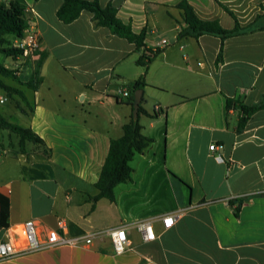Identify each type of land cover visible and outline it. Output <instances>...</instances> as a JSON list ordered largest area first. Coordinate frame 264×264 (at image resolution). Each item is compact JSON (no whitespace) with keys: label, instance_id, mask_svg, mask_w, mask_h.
<instances>
[{"label":"crops","instance_id":"crops-1","mask_svg":"<svg viewBox=\"0 0 264 264\" xmlns=\"http://www.w3.org/2000/svg\"><path fill=\"white\" fill-rule=\"evenodd\" d=\"M12 1L24 5L41 50L26 59L7 57L9 64H2L27 83L33 75L28 60L42 57L41 82L30 88L0 79L24 95L0 94V104L7 103L0 114L32 129L50 155L32 143L21 153L18 139L9 143L11 149L0 150V219L1 197L9 203L0 240L8 228L31 220L44 234L63 219L69 236L76 237L181 214L169 229L154 219L157 238L150 242L128 227L132 249L121 255L102 234L90 245L47 248L0 264H264V110L238 130L240 106L255 104L264 95V30L224 42L211 35L179 38L185 24L176 5L183 0H98L102 7L116 8L135 33L145 31V47L160 53L147 68L139 114L142 133L152 142L131 160L132 180L115 187V201L103 198L93 207L110 141L122 136L132 113L129 99L120 98L118 91L131 92L144 73L137 64L144 49L97 26L89 11L62 22L57 11L63 0L0 4ZM186 1L200 19H217L225 29H233L235 21L220 3L243 27L264 5V0ZM226 16L232 25L224 26ZM15 38L6 36L12 43ZM163 40L169 45L162 46ZM221 46L222 62L216 65ZM148 99L154 103L152 111L144 107ZM227 100L233 101L230 109ZM115 104L121 112L109 118L106 110ZM156 110L162 113L154 116ZM213 144L218 149L211 150ZM218 154L224 162L216 159Z\"/></svg>","mask_w":264,"mask_h":264},{"label":"trees","instance_id":"trees-1","mask_svg":"<svg viewBox=\"0 0 264 264\" xmlns=\"http://www.w3.org/2000/svg\"><path fill=\"white\" fill-rule=\"evenodd\" d=\"M220 5L235 21L233 29H225L217 19H200L196 15L193 7L186 0L178 3L176 7L181 10L183 23L185 24V27L179 31L178 37L182 38L189 36L192 38H199L203 35H211L219 37L222 42H224V40L231 37L264 30V5H260L262 13L258 14L254 21L244 27L240 25L237 17L231 10L221 3ZM24 10V5L20 1H12L9 5L0 4V52L6 57L15 58L21 52L20 50L12 48L11 45L8 48H4L1 45L8 43V40L6 39L7 35H13L15 37H21L23 35L28 26ZM82 11H89L93 13L95 24L97 26L107 27L114 35L125 38L129 42L134 43L137 49H144V54L137 60V64L144 67V73L132 84L130 96L128 98V104L132 109L130 120L123 126L122 136L111 139L110 141L108 156L101 170L100 177L96 182L98 194L91 199L94 207V204L103 198L109 200L110 202L115 201V187L119 184L127 183L132 180L133 169L130 166L131 160L136 154L142 153L152 142L151 139L143 135L142 126L139 123V114L143 112V108L141 106L143 97L139 107L137 119H134L133 117V101L134 92L139 89L143 90L144 87L147 86L145 81L147 68L154 58L160 53V50L153 52L152 50L147 49L144 43L145 31L135 33L130 24L124 23L117 16L116 8L111 5L102 7L98 0H63L62 5L57 11V17L62 22L68 24L76 20ZM144 59L147 61L144 62ZM41 62L42 57L37 61L35 71L27 83L21 81L15 74L14 70L7 68L2 63H0V75L3 77L13 78L20 85L36 88L41 82V78L39 77ZM220 62H222V46L216 59V65ZM0 89L7 92L12 90V87L6 85L2 80H0ZM7 93L10 94L11 92ZM16 93H18L17 95L24 97L20 90ZM232 107L233 101L227 100V109ZM240 110L241 116L239 118L238 130H242L245 127L249 118L253 114L260 110H264V95L261 100L255 104L241 105ZM160 113H162L160 110H156L154 116L160 115ZM0 129L8 130L18 136L17 147L19 152H26L27 143H32L33 145L42 148L44 155H50V150L45 146L43 139H41L32 129L10 123L1 114ZM234 202L235 201H231L230 204H234ZM8 217L9 203L1 197L0 224L2 226L7 227Z\"/></svg>","mask_w":264,"mask_h":264},{"label":"built area","instance_id":"built-area-1","mask_svg":"<svg viewBox=\"0 0 264 264\" xmlns=\"http://www.w3.org/2000/svg\"><path fill=\"white\" fill-rule=\"evenodd\" d=\"M26 21L28 26L23 35L21 37H16L11 44L12 48L21 51L20 54L16 56L17 59H26L30 56L35 57L41 50L40 37L34 23L27 17ZM160 44L165 47L169 45V42L163 40ZM118 96L120 98H129L130 92L126 89H120L118 91ZM1 102L4 101L1 99ZM210 149L216 150L218 147L213 144L210 145ZM216 159L219 162H224L223 157L219 154L216 155ZM180 214L181 212L177 211L154 218L139 219L130 223H125L119 227L110 228L101 232H91L76 237L69 236V225L63 219L58 221V226L56 228L50 229L44 234L39 231L38 225L34 221H27L19 228L7 229L5 237L0 240V260L62 245H90L95 237L102 234H106L110 237L115 253L121 255L132 249L127 236L128 227H135L138 232L141 233L144 241L150 242L157 238L154 228V219H160L163 227L169 229L174 225Z\"/></svg>","mask_w":264,"mask_h":264},{"label":"rangeland","instance_id":"rangeland-1","mask_svg":"<svg viewBox=\"0 0 264 264\" xmlns=\"http://www.w3.org/2000/svg\"><path fill=\"white\" fill-rule=\"evenodd\" d=\"M254 6H257L256 4H254ZM260 7V5H258ZM261 9V8H260ZM222 22L224 24V26H229V25H232L233 24V20L232 18H229L228 16H226L225 18L222 19ZM166 36H169V34L167 33ZM12 44V41L8 40V43L6 44H3L1 45L2 47L4 48H8L10 45ZM30 63H32V68H31V74L34 73L35 71V68H36V61H32L31 59L28 60ZM0 62L1 63H7L9 64V59L3 54L0 52ZM17 77L20 79L21 77H19L17 75ZM32 77V76H31ZM0 79H2L5 83L7 84H12L15 80L13 78H8V77H3L0 75ZM16 82V81H15ZM19 84V83H18ZM12 87V86H10ZM17 89V90H16ZM19 91V88H16V87H12V90H9L7 92H11L10 94H6L3 90L0 89V94L2 95H6L7 97L11 96L12 94H15L16 92ZM18 94V93H16ZM12 97V96H11ZM113 102L116 103V100L115 98L113 99ZM147 102V103H146ZM145 104H144V107L147 109V110H150L152 111L153 110V106H154V103L153 101H151L150 99H148V101H146ZM7 104V103H6ZM6 104H0V110H2L3 108L6 107ZM116 105V104H115ZM87 106V105H86ZM121 107H119L118 105L114 106L113 109L111 110H106L107 111V114L109 118H114V116L118 115L119 112H121ZM96 110H99L101 111L100 109H96ZM129 111V110H128ZM0 135H2V142L0 143V150L2 152V149L3 148H6V149H11V146L9 145V143L11 142L12 144L15 143L18 139V136L11 133L10 131L8 130H1L0 129ZM4 150V149H3Z\"/></svg>","mask_w":264,"mask_h":264},{"label":"water","instance_id":"water-1","mask_svg":"<svg viewBox=\"0 0 264 264\" xmlns=\"http://www.w3.org/2000/svg\"><path fill=\"white\" fill-rule=\"evenodd\" d=\"M142 96H143V90L142 89H139V90L134 92V101H133V117H134V119L138 118L139 107L141 104Z\"/></svg>","mask_w":264,"mask_h":264}]
</instances>
